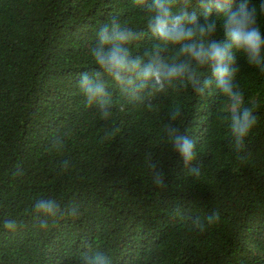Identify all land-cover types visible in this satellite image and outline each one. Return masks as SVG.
<instances>
[{
    "label": "trees",
    "instance_id": "trees-1",
    "mask_svg": "<svg viewBox=\"0 0 264 264\" xmlns=\"http://www.w3.org/2000/svg\"><path fill=\"white\" fill-rule=\"evenodd\" d=\"M146 17L134 0H0V264H84L93 251L113 264H264V73L238 79L258 118L242 152L226 119L197 142L187 87L147 92L143 106L108 91V119L80 92V74L100 71L89 56L99 26H128L133 53L146 52ZM169 124L196 143L188 165ZM39 199L60 214L37 217ZM130 231L137 248L119 246Z\"/></svg>",
    "mask_w": 264,
    "mask_h": 264
},
{
    "label": "clouds",
    "instance_id": "clouds-1",
    "mask_svg": "<svg viewBox=\"0 0 264 264\" xmlns=\"http://www.w3.org/2000/svg\"><path fill=\"white\" fill-rule=\"evenodd\" d=\"M134 3L147 14L144 24L148 32L144 38L156 45L149 51L133 53L134 41L139 39L135 30L115 21L100 25L89 52L100 71L83 72L79 77L78 86L85 101L98 108L102 119H108L111 115L108 91L114 90V98L121 96L128 105L143 106L147 92L156 94L184 86L194 100L190 125L197 142L206 141L217 119H226L234 149L244 151L258 118L254 109L245 105L238 79L240 75H249L253 68L264 73V0H134ZM165 51L167 57L162 55ZM108 79L112 82L107 89ZM164 134L184 164H190L196 156L194 139L171 124L165 126ZM152 179L156 184L162 183L158 172L153 171ZM60 211L52 199H39L34 204L37 217L55 218ZM195 226L202 227L199 222ZM4 227L14 229L15 223L8 222ZM139 242L130 231L122 234L117 244L137 248ZM148 244L150 249L155 247ZM118 257L130 260L129 254ZM130 261L142 259L133 257ZM84 264H113V261L110 255L93 251L84 256Z\"/></svg>",
    "mask_w": 264,
    "mask_h": 264
}]
</instances>
